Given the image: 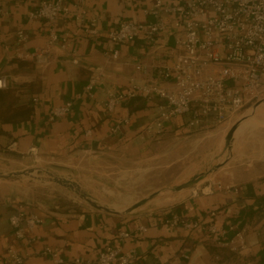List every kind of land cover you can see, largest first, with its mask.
I'll return each instance as SVG.
<instances>
[{"label": "crops", "instance_id": "crops-1", "mask_svg": "<svg viewBox=\"0 0 264 264\" xmlns=\"http://www.w3.org/2000/svg\"><path fill=\"white\" fill-rule=\"evenodd\" d=\"M41 1L0 0V75H7L8 87L16 89L20 100L34 108L33 117L27 121H0V154L21 158L23 162L15 160L20 166L31 161L32 147L39 158L53 162L92 153L140 157L157 136L147 134L145 127L163 100L142 97L141 109L134 110L137 103L130 105V101L109 113L106 90L125 91L133 81L143 80L136 62H172L179 50L175 46L178 32L169 24L155 42L139 38L122 44L119 61L107 63L105 52L111 44L107 33L123 20H144L142 9L151 0H85L80 8L88 19L96 18L101 29L97 36L83 35L72 15H62L54 22L30 19L29 13ZM64 1L69 5L77 2ZM52 28L60 38L52 44L49 63L19 58L24 50L44 48ZM19 31L27 36L25 42L18 40ZM98 66H104L106 78L89 95L86 83ZM71 100L74 106L68 114L50 118L53 107ZM122 118H129V122L114 130ZM187 121V115L174 118L166 122L163 131L191 130ZM218 180L223 189L196 196L190 193L169 207L130 215L91 208L72 213L43 211L32 203L0 199V264H15L10 260L11 252L23 256L22 264H56L43 252L46 247L66 258L64 264H73L76 257L91 258L116 245L120 230L131 232L124 245L137 250V264H264V160L247 158L227 164ZM20 205L26 213L44 218L33 229L24 225L26 237L22 239L16 238L10 223V216ZM173 214L197 221L198 226L171 227L166 219ZM212 222L225 229L224 239L231 244L214 241L208 231ZM142 225L146 231L139 229ZM239 231L246 237L243 249L236 242Z\"/></svg>", "mask_w": 264, "mask_h": 264}, {"label": "built area", "instance_id": "built-area-1", "mask_svg": "<svg viewBox=\"0 0 264 264\" xmlns=\"http://www.w3.org/2000/svg\"><path fill=\"white\" fill-rule=\"evenodd\" d=\"M85 0H77L73 5L64 0H42L29 13L32 20L56 21L62 15H72L75 25L85 36L101 33L96 18H87L81 9ZM144 20L126 19L111 29L107 36L110 47L105 52L106 62H118L121 57L120 46L129 41L144 39L155 42L168 30L169 24L178 32L175 46L178 48L172 62L146 64L136 62V68L144 74L143 80L133 81L125 91L108 88L105 107L112 113L117 105L127 103L137 96L151 101L154 96L163 100L157 105L156 116L146 125L147 134L158 135L165 124L174 118L187 115L190 128H204L210 123L215 126H229L241 118L244 108L264 99V0H151L142 9ZM18 40L25 42L24 32L17 33ZM60 36L54 28L44 48L24 50L19 58L33 59L38 64L49 63L52 59V44ZM74 63L78 60L74 59ZM104 66L92 71L85 92L93 95L96 85L105 81ZM161 81V82H160ZM8 87V76L0 75V88ZM37 98H34L36 100ZM74 101L55 106L50 118L56 119L68 114ZM129 118L117 121L114 130L121 129ZM31 152L38 158L36 148ZM224 188L219 180H208L204 187L192 191L196 196ZM36 213H26L22 205L10 216L16 238H25L24 225L33 229L43 222ZM171 227L182 226L190 229L198 226L197 221L182 220L173 214L166 219ZM146 231V226H140ZM209 234L215 242L231 244L224 239L226 231L215 223L208 225ZM131 237L128 230H120L117 244L102 249L94 257H76L73 264H137L138 252L126 248L125 242ZM236 242L243 249L246 237L243 231L236 233ZM56 264H64L67 259L53 248L46 247ZM10 260L22 264L23 256L10 253Z\"/></svg>", "mask_w": 264, "mask_h": 264}, {"label": "rangeland", "instance_id": "rangeland-1", "mask_svg": "<svg viewBox=\"0 0 264 264\" xmlns=\"http://www.w3.org/2000/svg\"><path fill=\"white\" fill-rule=\"evenodd\" d=\"M244 119L247 124L238 132ZM236 124L228 140V133ZM247 158L264 160V99L248 104L241 118L229 126L162 131L140 157L92 153L53 162L33 156L20 166L15 160L22 161L21 158L1 153L0 173H25L0 179V199L32 203L43 211L70 213L97 209L88 201L92 200L123 215L143 213L175 204L195 188L207 185L208 180H218L220 170L227 164H238ZM197 177L199 181L194 185L177 189ZM56 178L71 182L78 191L58 183ZM150 196L142 206L135 207Z\"/></svg>", "mask_w": 264, "mask_h": 264}, {"label": "trees", "instance_id": "trees-1", "mask_svg": "<svg viewBox=\"0 0 264 264\" xmlns=\"http://www.w3.org/2000/svg\"><path fill=\"white\" fill-rule=\"evenodd\" d=\"M143 99L137 96L130 105L137 103L134 110L143 108ZM34 108L29 102H22L20 94L14 88H0V121L2 123H18L31 119Z\"/></svg>", "mask_w": 264, "mask_h": 264}, {"label": "water", "instance_id": "water-1", "mask_svg": "<svg viewBox=\"0 0 264 264\" xmlns=\"http://www.w3.org/2000/svg\"><path fill=\"white\" fill-rule=\"evenodd\" d=\"M237 126H238V124L234 125V126L231 128V130L229 131L228 136H227V139H228V140L232 138V135L234 134V132H235ZM24 173H25V172H24ZM24 173H22V172L0 173V179H7V180H8V179L16 178V177H18V176H20L21 174H24ZM199 178H200V177H197V178H195V179H193V180H190L189 182H187V183L183 184L182 186L178 187L177 189H182V188L190 187V186L194 185L195 183H197V182L199 181ZM55 181H57V182L60 183V184H63V185L69 186V187L75 189L76 191H78L77 186L74 185V184H72L71 182H68V181H66V180H61V179H59V178H56ZM82 195H83V194H82ZM85 198H86V197H85ZM150 198H151V196H150L149 198H146V199H144V200L138 202V203L136 204L135 207H140V206H142V205H143L145 202H147ZM88 201H89L93 206H95L97 209H99V210L113 212V211L109 210L108 208L102 207L101 205L95 203V202L92 201V200H88ZM114 212H115V211H114Z\"/></svg>", "mask_w": 264, "mask_h": 264}, {"label": "bare ground", "instance_id": "bare-ground-1", "mask_svg": "<svg viewBox=\"0 0 264 264\" xmlns=\"http://www.w3.org/2000/svg\"><path fill=\"white\" fill-rule=\"evenodd\" d=\"M251 118H253V119H255L254 117H251ZM247 119V118H246ZM246 119H244L242 122H241V124H240V126H239V128H238V132L240 131V130H242L241 128L243 127V126H245V124H247L246 123ZM252 119V120H253ZM251 121V120H250ZM254 121V120H253ZM255 121L258 123V120L257 119H255ZM256 124V123H255ZM125 195V194H124ZM127 197V196H126ZM121 199V198H120ZM125 199V198H124ZM133 199V198H132ZM132 199H131V201H132ZM127 200H129V199H127ZM130 201V202H131ZM157 203V202H156Z\"/></svg>", "mask_w": 264, "mask_h": 264}]
</instances>
